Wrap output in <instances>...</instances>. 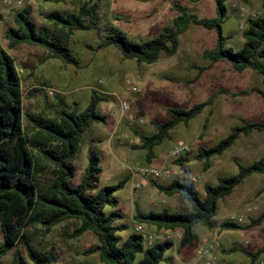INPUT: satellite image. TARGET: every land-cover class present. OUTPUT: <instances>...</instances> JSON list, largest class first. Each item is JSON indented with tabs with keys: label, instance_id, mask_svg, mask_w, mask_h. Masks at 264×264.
Wrapping results in <instances>:
<instances>
[{
	"label": "rangeland",
	"instance_id": "374dc122",
	"mask_svg": "<svg viewBox=\"0 0 264 264\" xmlns=\"http://www.w3.org/2000/svg\"><path fill=\"white\" fill-rule=\"evenodd\" d=\"M1 1L0 49L13 60L21 79L23 111H52L55 96L68 109L75 104L80 111L86 106L91 90L107 98L98 109L99 114L106 118L105 124H93L84 138L74 161L75 173L69 179V185L74 187L81 180L88 147L98 158L95 190L113 186L127 177L123 187L112 195L117 202L115 208H106L107 212L113 210L122 216L114 222V225L125 226L124 230L116 233L120 241L134 233L136 226L142 232L144 247L147 246V236L153 237V243L167 238L172 246L163 253L159 264H248V259L240 253L224 252L231 247L250 253L264 249V219L259 226L247 230H219L217 227L223 221L236 222L237 218L241 220L237 224L244 225L249 219L264 215V174L245 178L229 196L220 199L211 219L213 228L195 226L192 229L195 241L182 249L178 248L180 230L156 231L132 220L135 208L140 214L189 211L188 203L180 195L158 193L149 186L148 180L151 179L134 174L136 170L147 167L174 170L177 175L173 179L180 183H193L198 197L203 199L204 185L212 186L218 178L234 176L236 165L247 166L264 155V133L252 132L239 136L221 156L209 159V167L205 171L201 163L192 159L197 147L213 146L239 120L264 123V98L254 91L261 89L260 78L248 70L235 73L227 64L207 66L200 59V53L212 47L214 32L195 26L179 36L178 50L173 57H161L148 66L124 61L111 48H96L104 23L120 29L136 42L146 41L173 18L171 2L176 1L199 18H211L214 16L213 0L197 3L188 0H100L96 24L99 31L76 32L70 37V48L78 59V69L46 60L45 52L39 48L18 45L8 50L4 38L6 28H15L13 15L24 7H29L30 18L39 25L44 23L42 14L51 10L74 12L78 5L52 6L42 4L40 0H20L21 8L6 12ZM261 13L264 10L260 9L257 1L242 4L241 0H232L221 24L223 36H230L226 46L238 49L245 19ZM198 68L202 70L198 71ZM218 91L224 93H218L197 118L170 131L169 138L153 149V159L149 164L144 162L143 151L131 148L138 144L133 132L152 133L153 124L166 119L165 109H187ZM121 103L128 108L122 113L119 111ZM202 125H205L204 130ZM177 141L187 147L180 156L185 159L183 162H176L177 158L172 159L168 155ZM155 182L166 184L164 182L167 181ZM135 184L140 187L134 189ZM62 227L53 229L45 239L57 256L54 264H101L95 254L82 255L84 250L96 244L92 235L62 239L59 236ZM10 256L8 254L2 264H9ZM255 264H264V253Z\"/></svg>",
	"mask_w": 264,
	"mask_h": 264
},
{
	"label": "trees",
	"instance_id": "16d2710c",
	"mask_svg": "<svg viewBox=\"0 0 264 264\" xmlns=\"http://www.w3.org/2000/svg\"><path fill=\"white\" fill-rule=\"evenodd\" d=\"M46 5H78L74 12L51 10L42 14L44 23L37 24L30 18L29 7L13 15L15 28H6L4 38L7 49L18 45L39 48L45 59L63 66L78 69L79 62L70 48V37L76 32L96 31L98 3L100 0H40ZM197 3L200 0H188ZM232 0H213L214 16L199 18L176 1L171 2L174 12L168 25L146 41L136 42L123 31L109 24H102V36L98 37L97 49L111 48L124 61L137 65H152L161 57H173L181 36L189 27L195 26L214 32L213 45L200 53V59L211 67L227 64L235 73L251 71L260 78L261 89L254 90L264 98V13L248 17L240 32V47L233 50L226 46L229 35L223 36L221 24ZM253 0H241L248 4ZM264 10V0H254ZM99 31V30H98ZM202 68H198L201 71ZM21 79L13 60L0 49V264L8 255L9 264H54L57 256L53 246L45 240L56 227L62 239L83 234L94 237L96 244L82 252L83 256L96 255L101 264H159L163 253L171 248L168 240L154 242L144 247L140 234L132 233L120 241L116 233L125 229L114 225L121 214L106 208H115L112 198L120 190L127 177L110 187L95 190L98 180V158L88 147L86 167L79 183L71 187L69 179L74 176V161L84 138L93 124H105V116L99 114V105L107 98L91 90L86 106L77 110L65 107L56 96L53 110L29 113L23 111ZM35 91V90H34ZM218 91L205 101L187 109L167 108L166 119L153 124L148 135L133 132L138 144L132 149L143 151L144 162L153 159V149L169 138L177 125L186 126L197 118L205 107L211 105ZM51 109V108H48ZM205 129V125H202ZM252 132L264 133V123L239 120L228 133L211 147H197L192 159L201 163L203 171L209 167V159L219 157L229 150L239 136ZM177 158L176 162H183ZM237 173L231 177L218 178L216 184L203 186L204 198L200 199L193 183H180L175 179L166 184L148 180L150 187L166 196L178 194L189 205L186 213L140 214L134 209L132 220L137 224L153 227L156 231H181L178 248L195 241L192 229L200 226L213 228L211 219L217 211V202L231 194L233 188L251 175L264 174V155L247 166L236 165ZM264 219L260 214L244 225L232 221L218 224L219 230H247L259 226ZM240 253L255 264L264 249L250 253L242 248L231 247L224 253Z\"/></svg>",
	"mask_w": 264,
	"mask_h": 264
},
{
	"label": "built area",
	"instance_id": "2783aa9c",
	"mask_svg": "<svg viewBox=\"0 0 264 264\" xmlns=\"http://www.w3.org/2000/svg\"><path fill=\"white\" fill-rule=\"evenodd\" d=\"M1 2L6 12H9L11 9H18L22 7V2L20 0H2ZM130 90L134 91V88H131ZM127 109L128 108L124 103L120 104L119 111L121 113L127 111ZM186 151H187V147L181 141H177L172 147V149L169 151L168 155L170 158L175 159L183 155ZM134 174L140 177H148L154 181H157V180L170 181L174 178L175 175H177V173L171 169H166V168L156 169V168H151V167L136 170ZM139 187H140L139 184L134 185V189H138ZM230 219L232 220V218ZM234 221H236V223L241 222L239 218H237ZM133 231L134 233H137V234L142 233L141 230L137 226L134 227ZM163 240H167V238H161V241ZM151 244H153V237L147 236L146 245L149 246Z\"/></svg>",
	"mask_w": 264,
	"mask_h": 264
},
{
	"label": "crops",
	"instance_id": "0c3cea01",
	"mask_svg": "<svg viewBox=\"0 0 264 264\" xmlns=\"http://www.w3.org/2000/svg\"><path fill=\"white\" fill-rule=\"evenodd\" d=\"M168 182V181H167ZM167 182H164V183H167ZM203 257V256H202Z\"/></svg>",
	"mask_w": 264,
	"mask_h": 264
}]
</instances>
